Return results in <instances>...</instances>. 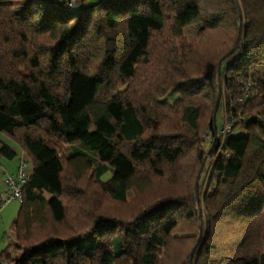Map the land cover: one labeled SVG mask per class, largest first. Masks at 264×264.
Here are the masks:
<instances>
[{
	"label": "trees",
	"instance_id": "trees-1",
	"mask_svg": "<svg viewBox=\"0 0 264 264\" xmlns=\"http://www.w3.org/2000/svg\"><path fill=\"white\" fill-rule=\"evenodd\" d=\"M66 6L0 0V134L32 167L10 225L16 246L0 262L188 264L223 61L222 91L244 133L220 153L217 139L204 164L192 264H264V0ZM15 155L0 140V156Z\"/></svg>",
	"mask_w": 264,
	"mask_h": 264
},
{
	"label": "rangeland",
	"instance_id": "rangeland-1",
	"mask_svg": "<svg viewBox=\"0 0 264 264\" xmlns=\"http://www.w3.org/2000/svg\"><path fill=\"white\" fill-rule=\"evenodd\" d=\"M54 1H56V2H67L68 0H54ZM238 17L241 19L240 14H239ZM242 26H244V25L242 24V19H241V21L239 23V29H242ZM198 29H199V23L198 22L191 23L184 30L185 37L189 41H196V40H198ZM240 39H241V36H239V38H238L237 45L234 47V50H233V53H232L231 57L234 56L236 53H237L236 56L239 54L240 47H241L240 45L243 42L242 39H241V41H240ZM228 60L229 59L226 60V63L228 62ZM222 67H224V66L222 65ZM222 67H221V69H222ZM217 93H218V91H217ZM227 107H228V109L229 108L231 109V106L228 104L227 99H226V97L224 95V92L222 91V79H221V97H220L219 109H218V112H217L218 115L216 117V128H217V131L218 132L222 129L223 123L225 122L226 118H229V116H230V111L231 110H228ZM231 115L234 116L233 115V112L231 113ZM241 120H242L241 124L238 125L233 131H231L233 136H236L237 137V136L243 135L244 132L242 130V125H243V123L245 121V118H241ZM236 124H238V123H236ZM204 136L205 135H203V137ZM0 140L2 142L7 143L8 145H10L11 147H13L14 149L18 150L19 152H21L20 149L15 144H13L8 138H6L5 136H3L1 134H0ZM204 141H205L204 147H205V149H208L211 146L212 143H209L206 140H204ZM212 142H213V136H212ZM78 149H80L81 151H83L84 153H86L87 155H89V157L94 162V166H98L99 165V161H98V159H97V157H96V155L94 153H91L90 151H88L87 149H84V148H78ZM69 151H71V149ZM24 161L28 162L26 159ZM30 170H31V166L28 165L27 171L30 172ZM109 170H111V169L109 168ZM202 173H203V171H202ZM111 176H112V173L109 171V172H107V173H105L103 175L102 180L103 181H106ZM18 210H19V204H17V203H10V204L6 205L2 209L3 212H5V211L15 212V217H16V215L18 213ZM11 223L8 224L5 228H3L2 227L3 225L0 222V253H1V251H3L5 249V247L7 245H12L13 247L16 246L13 233L11 232V229H10ZM95 243H96V240H92V239H88V240H84L83 241L84 247H85V249H86L87 252L90 251L91 247L94 246ZM15 255H17V252L14 250L13 251V256H15ZM0 264H8V263H1L0 262Z\"/></svg>",
	"mask_w": 264,
	"mask_h": 264
},
{
	"label": "built area",
	"instance_id": "built-area-1",
	"mask_svg": "<svg viewBox=\"0 0 264 264\" xmlns=\"http://www.w3.org/2000/svg\"><path fill=\"white\" fill-rule=\"evenodd\" d=\"M80 6L79 0H68L67 1V8L72 10L75 8H78ZM237 54V53H236ZM232 56L229 58L228 62L225 64L228 66L229 64H232L233 61L238 57ZM251 87V83H248L244 86L243 89V95L239 98L238 103H242L245 98L249 94V88ZM228 109V107H227ZM230 116L229 118H226L225 122L223 123L222 129L217 133V139H218V145H217V151L218 153L221 152V149L224 145V142L227 138V136L231 133L232 129L234 128L236 123L242 122L241 119L237 118L236 116H232L231 113L234 111L233 108H229ZM204 140L208 141L209 143H212V137L211 135H205L203 137ZM29 163L26 161H22L20 165L18 166L15 175L7 177L5 180V187L6 190L4 194L0 196V211L2 208H4L6 205L10 203H17L19 205L22 204L23 198H22V187L27 183V181L30 179L31 172L27 171Z\"/></svg>",
	"mask_w": 264,
	"mask_h": 264
},
{
	"label": "water",
	"instance_id": "water-1",
	"mask_svg": "<svg viewBox=\"0 0 264 264\" xmlns=\"http://www.w3.org/2000/svg\"><path fill=\"white\" fill-rule=\"evenodd\" d=\"M44 1L49 3V0H44ZM105 1L106 0H99L98 2H96V3H94V4L90 5V6L82 7V8L79 7L77 9V11H84L86 9H89V8H92V7L96 6V5H99L100 3H103ZM232 1L235 4V0H232ZM222 65H223V61H221L219 63L218 68H217L218 93H217V98H216V101H215L214 111H213V121L214 122L216 120V115H217V112H218V109H219L220 97H221V67H222ZM216 140H217V130H216V126H214V128H213V142H212L209 150L206 153V156H205V158L203 160V163H202V165L200 167V170L198 172V175H197L196 181H195V200H196V203H197V210H198L199 234H198V238H197L196 244H195L194 248L192 249V251L189 254L188 264H192L194 253L200 248V243H201V238H202V233H203V221H202V212H201L200 198H199V193H198V186H199V180L201 178V174H202V171H203L204 164H205L208 156L211 154Z\"/></svg>",
	"mask_w": 264,
	"mask_h": 264
},
{
	"label": "crops",
	"instance_id": "crops-1",
	"mask_svg": "<svg viewBox=\"0 0 264 264\" xmlns=\"http://www.w3.org/2000/svg\"><path fill=\"white\" fill-rule=\"evenodd\" d=\"M4 144L8 145L7 143L3 142ZM14 152L15 157L11 160L5 159L0 156V196L4 194L6 187H5V180L7 177L13 176L20 165V163L26 159V156L23 152H19L18 150L14 149L10 145H8ZM27 160V159H26ZM30 165V164H29ZM31 166V165H30ZM32 171V167L30 172ZM15 219V212L1 210L0 212V222L3 225L2 227L5 228L8 224L13 222Z\"/></svg>",
	"mask_w": 264,
	"mask_h": 264
}]
</instances>
